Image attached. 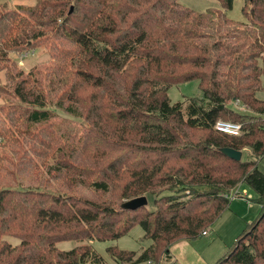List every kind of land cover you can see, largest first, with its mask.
I'll use <instances>...</instances> for the list:
<instances>
[{
  "label": "trees",
  "instance_id": "trees-1",
  "mask_svg": "<svg viewBox=\"0 0 264 264\" xmlns=\"http://www.w3.org/2000/svg\"><path fill=\"white\" fill-rule=\"evenodd\" d=\"M219 1L222 11L203 13L177 0H37L26 13L0 9V55L34 50L46 36L57 40L54 56L63 62L55 108L43 93L29 100L26 82L14 87L19 102L33 107L26 121L49 123L52 109H63L84 130L79 148L51 146L52 132L47 143L63 152L48 174L73 188L0 185V264L99 262L92 242L116 241L137 225L151 243L134 263L133 252L107 253L161 264L172 245L203 235L239 185L255 194L260 215L215 264H264V100L257 97L264 0H243L240 23L227 17L234 0ZM191 81L202 98L171 103L169 88ZM219 120L239 124L241 134L216 132ZM222 148L248 149L253 160L229 159ZM143 196L153 198L154 210L123 207ZM60 242L75 247L60 251Z\"/></svg>",
  "mask_w": 264,
  "mask_h": 264
},
{
  "label": "rangeland",
  "instance_id": "rangeland-1",
  "mask_svg": "<svg viewBox=\"0 0 264 264\" xmlns=\"http://www.w3.org/2000/svg\"><path fill=\"white\" fill-rule=\"evenodd\" d=\"M36 2L37 0H0V9L1 11L15 9L26 13L33 9ZM177 4L196 13H203L207 10L222 11L219 0H177ZM242 6L243 0H234L232 10L227 13V17L235 23L243 22ZM46 39V36L42 37L39 41L41 43L34 50H24L19 54L3 52V56L0 55V132L3 134V137H0V185L2 186L18 183L22 187L39 186L57 191L73 188V184H68V181L63 178L55 180L48 174V169L55 166L58 156L63 153L58 154L57 150L55 151L51 146L66 145L79 148L84 136L81 119L76 115L66 114L63 109H61L62 111L52 109L56 116L49 123H29L26 118L33 107L21 104L13 95L14 87L26 82L23 92L29 94V100H33L34 94L36 96L43 93L48 99V103L51 104V108L56 107L57 97L62 90L57 69L63 62L60 60L61 64H59V60L54 56L57 40L56 44H53L52 39L49 42ZM62 47L68 48L67 44H62ZM261 85L262 88L257 93V97L259 100H264V80ZM167 95L171 103L182 102L184 107L187 106L189 99L202 98L197 81L171 86ZM67 104L65 101L61 102L63 108ZM236 104L237 102L234 107ZM239 107L244 108L240 104ZM240 113L250 114L246 109ZM51 132L55 141L50 140L52 141L50 142L51 146H47ZM242 158L244 161L253 160L250 150L246 149L242 153ZM258 170L264 174V157L258 161ZM237 189V186L233 189L230 209L225 210L214 225L218 237L216 240L230 241V245L235 242L244 228L253 223L260 215V206L254 201L255 194L245 185L240 186L239 190ZM76 191L84 192V195L89 198L93 196L90 189L81 186H78ZM237 191L245 195L248 200L239 199L240 194ZM103 198L106 199L107 196H103ZM147 202L148 210H154L153 198L149 197ZM237 226L241 229L234 234ZM4 240L12 247L18 244L16 239L5 238ZM150 243L151 241L144 239L143 229L139 225L134 226L126 235L116 241L92 242V249L102 260L89 262V264H130L127 261L119 262L112 259L107 253V249L115 246L117 251L138 253L137 256H140L143 252H140L141 249L150 246ZM74 247V242L56 244V248L60 251H69Z\"/></svg>",
  "mask_w": 264,
  "mask_h": 264
},
{
  "label": "crops",
  "instance_id": "crops-1",
  "mask_svg": "<svg viewBox=\"0 0 264 264\" xmlns=\"http://www.w3.org/2000/svg\"><path fill=\"white\" fill-rule=\"evenodd\" d=\"M239 187L240 186H238L237 190H239ZM237 192L240 194L238 197L239 199H243L245 201L248 200L245 195H242L239 191ZM230 204H232V197ZM229 209L230 205L227 211ZM216 221L202 236L193 240L182 241L172 245L169 249L168 256L162 261L161 264H215L216 261L224 255L231 244H229L230 241L224 242L221 240H216V238H218L217 230L214 229ZM240 229L241 228L237 226L234 234H236ZM148 247L149 246L145 248L143 247L140 252L144 251ZM137 254L135 253V257L133 258L132 263H134V261L139 257V255L137 256ZM138 264L153 263L143 262Z\"/></svg>",
  "mask_w": 264,
  "mask_h": 264
},
{
  "label": "water",
  "instance_id": "water-1",
  "mask_svg": "<svg viewBox=\"0 0 264 264\" xmlns=\"http://www.w3.org/2000/svg\"><path fill=\"white\" fill-rule=\"evenodd\" d=\"M220 152L225 157L235 160V161H240L242 158V152L231 149V148H222L220 149ZM144 206H147V199L144 196L129 200L125 202L123 205L124 208L129 209V210H135L139 207H144Z\"/></svg>",
  "mask_w": 264,
  "mask_h": 264
},
{
  "label": "built area",
  "instance_id": "built-area-1",
  "mask_svg": "<svg viewBox=\"0 0 264 264\" xmlns=\"http://www.w3.org/2000/svg\"><path fill=\"white\" fill-rule=\"evenodd\" d=\"M239 111H245L244 108L239 107V104H236L235 107ZM213 129L222 134L230 135V136H239L241 134V126L239 124L231 123V122H225V121H217L214 124Z\"/></svg>",
  "mask_w": 264,
  "mask_h": 264
}]
</instances>
